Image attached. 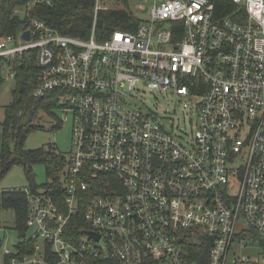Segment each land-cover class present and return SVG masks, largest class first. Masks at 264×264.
I'll return each instance as SVG.
<instances>
[{"label": "built area", "instance_id": "built-area-1", "mask_svg": "<svg viewBox=\"0 0 264 264\" xmlns=\"http://www.w3.org/2000/svg\"><path fill=\"white\" fill-rule=\"evenodd\" d=\"M102 2L87 39L31 16L49 0L16 10L27 25L0 36V60L34 52L35 98L71 92L58 114L72 122L60 174L22 189L27 235L8 247L0 222V264H194L186 242L202 237L207 264H258L237 252L256 244L250 231L264 237V0H137L148 18L98 40L97 13L112 6ZM1 72L14 81L11 67ZM144 90L188 98L189 130L143 109Z\"/></svg>", "mask_w": 264, "mask_h": 264}, {"label": "trees", "instance_id": "trees-1", "mask_svg": "<svg viewBox=\"0 0 264 264\" xmlns=\"http://www.w3.org/2000/svg\"><path fill=\"white\" fill-rule=\"evenodd\" d=\"M31 0H0V36L16 35L27 25V20L16 14V10L24 8ZM50 5L39 4L31 12V16L40 19L46 26L60 34L80 39H87L93 24L95 0H49ZM112 6L106 11H99L95 21V33L98 40H105L114 31H132L138 24L129 0H110ZM7 65L16 72L11 102L3 108L4 117L0 122L2 142L0 145V179L14 165L23 168L29 181H33V165L42 164L47 182L55 179L65 166V154L52 147L28 150L25 148L27 138L42 126L38 121L43 115L50 117L55 123L52 130L61 127L58 110L68 103L70 91H55L41 98L33 96L36 87V64L34 52L29 51L17 56L13 61L0 60V89L5 83L2 67ZM12 142V147L9 143ZM35 190V184L29 186ZM13 212L12 229L19 237L27 235L26 218L27 202L22 189H11L0 192V211ZM87 227L83 219V210L73 217L68 224L71 243L77 244L81 231ZM254 242L264 250V237L252 231ZM208 237L186 242L187 261L194 264H207L210 242ZM1 248V245H0ZM21 253L28 252L26 245H19ZM87 264H116L104 262L102 259H86Z\"/></svg>", "mask_w": 264, "mask_h": 264}, {"label": "rangeland", "instance_id": "rangeland-1", "mask_svg": "<svg viewBox=\"0 0 264 264\" xmlns=\"http://www.w3.org/2000/svg\"><path fill=\"white\" fill-rule=\"evenodd\" d=\"M104 1L105 0H103L102 4H106ZM136 2L137 0H132L130 4L133 14L140 20H146L148 18L147 11L140 13L133 9V5ZM2 75L4 76V74ZM13 87V81L5 80V83L0 89V122L3 121L4 117L3 108L11 102V92ZM143 92L141 98H139V103L143 109L147 108L163 118V125L170 128V130H189L190 124L194 121L196 114L189 104L188 98L179 96L171 91L159 92L144 90ZM38 123L42 128L32 133L27 138L25 148L28 150H35L52 147L67 155L71 145L72 122L70 117L62 121L61 127L58 130H52V126L55 122L46 115H43ZM1 142L2 131L0 130V145ZM9 145L12 147L11 141ZM33 174V181H29L21 166H12L7 174L0 179V192L11 189L29 188L32 184L37 185L39 187L38 189H41L40 186L47 182L44 166L42 164L33 165ZM0 222L10 231L6 246L11 247L23 240V238L19 237L17 233L11 231L14 222L12 211H0ZM1 235L2 234L0 233V236ZM237 254H240L242 257H247L253 262L257 261L258 264H264V250L257 244L248 245L239 250Z\"/></svg>", "mask_w": 264, "mask_h": 264}, {"label": "water", "instance_id": "water-1", "mask_svg": "<svg viewBox=\"0 0 264 264\" xmlns=\"http://www.w3.org/2000/svg\"><path fill=\"white\" fill-rule=\"evenodd\" d=\"M23 39H25V40H28V39H29V37H28V33H27V32H25V33L23 34ZM84 233H85L86 235L92 236L95 240H98V239H99L98 235H95L93 232H90V231H84Z\"/></svg>", "mask_w": 264, "mask_h": 264}]
</instances>
